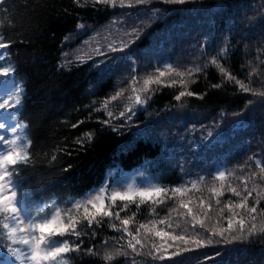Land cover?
<instances>
[{
    "label": "snow or ice",
    "instance_id": "obj_1",
    "mask_svg": "<svg viewBox=\"0 0 264 264\" xmlns=\"http://www.w3.org/2000/svg\"><path fill=\"white\" fill-rule=\"evenodd\" d=\"M195 0H73L78 8H88L94 11L102 9L115 11L121 10L123 20H112L107 28L104 29L103 41L99 39L101 32L96 31L95 36L84 41V48H78L73 52H61V60L57 67L59 70L71 72L73 67L79 69L81 66H89V73L95 80V87L91 91H86L85 95H95L103 87V82L110 79L118 71L130 69L131 78L128 81V89L119 88L114 94H109L102 100L93 101L91 105H85L84 109L89 110L88 119H91L92 112L101 113L107 117L99 120L102 128H107L112 133L124 137L129 134L130 138L126 139L122 149L125 154L133 153L138 150L142 143L159 144L162 143V151L165 158L171 161L170 152L175 149H169L168 143L174 135L171 132V120L180 119V110L188 107L186 98L195 97L204 100L209 91L223 89L226 84H234L239 93L250 94L252 98L247 99L243 108L239 111L231 112V120L228 127L231 128L233 136L237 134V128L243 127L251 130L256 126L258 117L254 109L256 107L264 109V91L252 87L253 77L257 74L264 76V71L258 73L256 67H252L248 73L247 80L237 78L231 71L225 67L230 60L231 55L237 50L236 45L231 44V37L235 35V30L244 29L241 34V40L248 39V33L255 34L257 26L260 27V35L264 37V0L259 5V11L255 5L251 6L249 15L247 9L248 3H236L235 0H218L215 5L216 10L223 13L224 27L220 29L217 23V13L214 12L208 17L209 25L216 26V33L210 27L208 31L199 33L197 37H191L196 41L192 47L199 48L200 57L191 65L183 70L173 67L165 59L156 58V67L154 73L145 77H138L139 61L143 58L144 52L140 47L143 37L158 22L167 19L175 10L176 6H186ZM4 0H0V4ZM246 9L241 18L239 9ZM231 9H237L230 11ZM188 11H191L190 9ZM135 21L133 26H128L127 21ZM119 24L121 27H116ZM93 26L83 22L76 23L75 32L72 35H84ZM114 29V31H113ZM224 32L227 34L224 35ZM72 35H66L61 41V46H66L72 41ZM205 37V42H200L199 36ZM223 35L222 41H217V36ZM216 42L213 45V42ZM16 41L12 37L5 38L0 35V59L10 57L11 49ZM21 43L30 44L31 39L21 40ZM93 43L95 46L93 47ZM157 46L162 47L163 42L157 38L154 42ZM215 47L211 56L208 49ZM248 44L245 43V50ZM259 52L260 50L257 49ZM247 54V51L245 52ZM71 57V58H70ZM204 57H208L200 62ZM215 67L222 77L219 83H212L207 86L204 92H197L191 89V85L198 82L199 76L203 75L207 79L208 70ZM243 67V66H242ZM11 74L19 75V65H13L8 60L6 67H0V76L9 77ZM142 80V85H141ZM10 84L3 93H0V111L4 112V117L0 119V264H70L65 257L70 253L83 254L89 258H95L99 253L93 247H85L84 237H88L89 243L97 236V229L102 228L105 218L108 220V227L120 233L119 237L110 238L118 247L109 249L106 239L101 245L103 248L102 261L107 264H118L117 257L133 256L132 264H137L135 257L142 256L145 264H175L172 259L179 257L184 253H191L201 249H219L215 250L213 256L204 255V261H211L221 258L224 250L229 254L232 253L233 247L242 244H251L259 242L260 254L264 255V207H259L264 203V164L260 159H254L255 153L248 159L254 161L255 167L259 173L250 171L243 177H235L234 172L224 167L223 163L219 166L214 165V181H219V186L215 183L208 188L211 198L215 199L218 208L216 211L211 203H206L201 198L196 205V209L190 205L193 203L189 197L193 190L200 191L198 181H185L176 187H167L162 182H153L151 178L143 180L142 185L135 183L136 177L144 178V171H137L130 180L127 178L111 183L105 179L100 187L92 188L84 193L81 198H69L64 203H72V208L64 211L59 204L61 201L55 193L41 196V202L37 203L31 199V192L24 187L26 174H37L35 164V153L33 152L34 143L29 138V116L25 114L26 101L28 99L22 81L13 79L6 81ZM141 85V86H137ZM180 90L173 97L177 103L166 105L163 111L171 117V120L164 121L167 127L157 135L156 125L159 121L150 119L152 115L146 117L144 121L139 120L140 112H147L148 105L153 101L156 91L162 87L176 88ZM124 103V109L119 111L118 115L112 108L113 104ZM100 107L96 108L95 105ZM79 109H77L78 111ZM160 113L156 112V116ZM220 120H213L210 126L201 124L199 129L195 124L184 129L183 133L178 135L177 145L192 154L194 157L198 154L192 149L198 145L203 146L205 153H212L218 138L223 137L222 121L228 120L229 113L221 109L218 113ZM161 120L163 118L161 117ZM186 122V121H184ZM67 123V122H65ZM85 121H78L71 125V128L77 129ZM183 124L181 123V127ZM220 129V131H216ZM196 131L203 133L200 140L189 139L190 135ZM210 140V137H214ZM95 134L88 132L75 138L72 142L71 149L76 151H85L86 144L94 141ZM264 140V137L261 138ZM187 141L185 148L184 142ZM245 144L250 141L245 140ZM72 150L68 145L63 148H57L56 152L51 155L50 166H55L59 153L66 156H72ZM203 159V157H202ZM173 168L179 167L184 172V162L177 161L172 165ZM72 168L71 164L63 169L68 172ZM243 170V169H242ZM113 171H116L115 169ZM186 174V173H185ZM235 178L243 184V188L237 184L234 186L230 181ZM47 179V176H42ZM204 177H199V182L204 181ZM251 183V187H249ZM190 184L191 188L187 187ZM123 190H119L120 186ZM42 192L43 188L37 185ZM96 192L93 196L91 193ZM225 192H230L238 202L228 201L219 207L222 203L221 197ZM169 193L172 194L169 197ZM255 193V196H253ZM178 199V208L186 211H178L177 216L183 220L185 225L183 231L176 234V231H165L163 227L157 225H166L172 229V217L165 219H152L147 223H140L132 231L129 227L130 222L136 216L121 219V212L129 208V204L151 201L155 204H164L167 199ZM251 199V203H250ZM50 200V203L48 202ZM117 201L124 202V207L119 208ZM38 209L34 214L32 209ZM54 209V211H50ZM82 209V212H81ZM227 209V213L225 212ZM137 211H140L137 204ZM171 211H177L173 209ZM216 212L215 217L212 215ZM119 222V226L116 223ZM226 222V223H225ZM190 225V227H188ZM180 228V223L176 224V229ZM125 237L127 238L125 241ZM159 239V243L155 240ZM124 241V243H121ZM130 250V251H129ZM171 250V251H169ZM245 259L248 256L247 249L240 250ZM127 264V260H125ZM203 264V262H201ZM224 264H231L230 260L224 261ZM249 264H254L249 261Z\"/></svg>",
    "mask_w": 264,
    "mask_h": 264
},
{
    "label": "trees",
    "instance_id": "obj_2",
    "mask_svg": "<svg viewBox=\"0 0 264 264\" xmlns=\"http://www.w3.org/2000/svg\"><path fill=\"white\" fill-rule=\"evenodd\" d=\"M217 2L218 0H195L186 6H176L167 19L158 22L151 28L140 42L144 55L138 62L140 67L136 75L145 77L154 73L156 62L151 60L153 57L165 59L173 67L181 70L196 61L200 57V52L198 47H192L196 41L191 37H197L199 33L208 31L210 27L215 35L216 26L208 23V17L214 12L217 13V23L220 25V29L224 27L223 13L215 8ZM226 2H230V0H226ZM235 2L248 3L247 11L249 15H254L251 12V6L255 5L259 11L262 0H235ZM189 9L191 11H188ZM235 10L237 9L230 11ZM245 10L244 8L239 9L241 18ZM120 16V9L94 11L90 6L78 8L73 0H4V3L0 4V35L5 38L12 37L16 41L15 45L9 49L10 57L4 58L3 61L5 65H8V60H11L13 65H19L18 76L11 74L4 78L9 81L13 79L18 82L22 81L28 97L25 114L29 116V120H25V123L29 124L28 136L34 143L33 152L36 158L37 174H26L27 178L23 182L25 189L31 192V199L37 203L41 202V196L55 193L61 201L59 206L62 210L67 211L72 208V203H64L69 198H81L90 189H98L105 179H109L111 183L122 173L145 168L153 182H162L167 187H176L185 181H198V188L201 190H193L190 196L186 197L193 201L190 207L197 210L196 205L203 198L206 203H211L213 208L218 211L215 199L211 198V194L207 190L214 183L216 186H219L220 183L214 181V165L219 166L223 163L225 168L234 172L235 177L246 176L250 171L259 173L254 161L249 160L248 157L255 153L254 159H260L264 164V140L261 139L264 137V118L258 119L256 126L251 130L243 127L237 128V134L233 136L231 128L228 127L229 120L232 119L230 114L243 108L247 99L252 97L250 94L239 93L234 84H226L223 89L209 91L204 100L195 97L186 98L188 107L180 110V119L171 120V117L163 110L166 105L177 103L173 97L180 88L178 85L176 88L162 87L156 91L152 103L148 105L147 112L142 111L138 114L139 120L136 122L144 121L151 113L149 118L159 121L156 125L157 135H159L167 127L164 121L171 120V132L174 135L168 143V148L175 149L169 153V156L172 157L171 161L165 158L162 143H142L136 152L125 154L122 145L126 139L130 138L129 134L121 137L107 128H102L99 120L107 118L103 112H92L89 120L91 109L85 110L84 106L91 105L93 101L102 100L109 94H114L119 88L128 89L130 93L128 81L131 78V73L128 72L120 77L115 76L116 73L103 82V87L95 95H85L84 93L91 91L96 83L91 78L92 74L89 73L90 65L81 66L79 69L73 67L71 72L59 70L57 67L62 51L69 52L92 32L101 29L111 20ZM77 22H83L93 27L86 34L75 36L72 34L75 32ZM181 24L183 25L181 26ZM260 31V27L257 26L255 34L249 32L248 39L241 40V34L244 32V29L241 28L235 30V35L230 38L231 44L236 45L237 50L231 55L225 67L245 83L248 82L246 78L252 67H256L258 73L264 71V37L260 35ZM226 34L224 32V35ZM66 35H72V41L62 47L61 41ZM164 35L166 36L164 40L160 39ZM28 38L31 39L30 44L21 43V40ZM157 38L163 41L162 47L154 43ZM216 39L222 41L223 35L217 36ZM199 40L203 43L205 37L201 35ZM215 43L214 41L213 45ZM245 43L248 44L247 50H245ZM257 49L260 51L258 52ZM215 50L218 49L209 48V56ZM246 51L247 54H245ZM207 58L204 57L200 62L203 63V60ZM221 79L218 70L212 67L208 70L207 79L200 75L198 82L190 87L193 91L204 92L209 84L219 83ZM252 87L264 91V76L255 75ZM124 103L126 101L112 105L117 115L124 109ZM95 107L99 108L100 105L96 104ZM77 109L79 110L77 111ZM221 109H225L229 113V117L228 120L222 121L224 135L218 138L212 153H205L203 146L198 145L192 149L198 154L194 157L177 145L179 137L175 135L176 133H183L184 129L191 127L192 124H195L197 129L201 124L210 126L211 121L220 120L218 113ZM254 111L258 117H264V109L256 107ZM156 112H159L160 115L156 116ZM82 120L85 121L84 124L77 129L71 128L72 124ZM216 131H220V129ZM88 132L95 134L94 141L90 145L86 144L85 151L72 150L71 146L75 138ZM202 134L200 131H196L190 135L189 139L198 142ZM214 138L215 132L214 137L209 139L213 140ZM245 140L250 143L245 144ZM65 145H68L72 150V156L68 157L64 153H59L55 166H50L48 162L51 161V155L56 152L58 147L63 148ZM184 145L186 148L187 141L184 142ZM181 160L184 162V172H181L179 167H172L173 164ZM68 164H71L72 168L68 172H64L63 169ZM114 169L116 171H113ZM44 175L47 176V179H42ZM200 176L205 178L203 182H199ZM230 182L234 186L239 184L243 188V184L235 178ZM37 185L42 186V192L37 188ZM261 186L264 187V182ZM187 187L191 188V185L188 184ZM249 187H251V183H249ZM171 196L172 194L169 193V197ZM220 199L222 203L219 207H223V204L230 200L238 202V198L230 192H225ZM48 202L50 203V200ZM178 203V199L171 198L167 199L164 204H155L151 201L140 203L137 199L136 203L129 204L128 210L121 212V219L126 216L132 217L133 213H136L129 225L130 229L135 231V227H138L140 223L171 216L172 229L167 228L166 225H157V227H163L165 231L175 230L176 234H179L185 225L183 220L177 216V212L186 210L179 209ZM117 204L119 208L116 210L124 207V202L117 201ZM137 204H139L140 211H137ZM259 207H264V203ZM173 209L177 211H171ZM37 210L36 208L32 209L34 214ZM50 211H54V209H50ZM225 212L227 213V209ZM212 215L215 217L216 212L214 211ZM116 223L119 226V222L116 221ZM177 223H180L179 229H176ZM96 231L97 236L91 243L88 239L91 236L90 232L84 239L85 247L95 245V250L99 255L89 258L83 254L70 253L65 257L70 264H107L102 261L104 250L101 245L108 239L107 247L109 249L118 247L119 244H114L110 238L119 237L120 233L108 227L107 218H105L102 228H98ZM126 239L125 237V241ZM155 242L159 243L160 241L157 238ZM260 247L259 242L237 245L233 247L231 254L224 250V255L221 258L211 261H204V255L213 256L215 250L219 249L196 250L172 259L175 264H201V262L203 264H224L226 260H230L231 264H249V261H253L254 264H264V255L260 254ZM241 249L248 250L247 259L240 251ZM116 259L118 264H125V260H127V264H132L133 256L117 257ZM135 259L137 264H145L144 257L138 256Z\"/></svg>",
    "mask_w": 264,
    "mask_h": 264
},
{
    "label": "rangeland",
    "instance_id": "obj_3",
    "mask_svg": "<svg viewBox=\"0 0 264 264\" xmlns=\"http://www.w3.org/2000/svg\"><path fill=\"white\" fill-rule=\"evenodd\" d=\"M117 19H119V20H123L124 17L120 16V17L115 18L114 20H117ZM111 21H112V20H111ZM111 21H110V22H111ZM110 22L107 23V25L101 27V29H99V31L101 32V36L99 37V39H101V41H103L104 29L108 27V25L110 24ZM134 23H135V21L132 20V19H129V20L127 21V25H128L129 27H130V26H133ZM185 24H186V23H185ZM182 25H183V24H181V26H182ZM116 27H121V25L117 24ZM179 27H180V26H179ZM113 31H114V29H113ZM95 33H96V31H95V32H92L90 35H88L87 37H85L79 45L75 46V47H74L72 50H70L69 52L71 53V52H73L74 50H76V49H78V48H82V47L84 48V51H86L87 49H86V47H84V41H87V40H89L90 37L95 36ZM165 37H166V36L164 35V36H163L162 38H160V39H163V40H164ZM161 41H162V40H161ZM162 42H163V41H162ZM92 46L94 47L95 44L93 43ZM150 56H151V55H150ZM150 56H149V57H150ZM70 58H71V57H70ZM151 60L154 61V62H156V57H153ZM6 66H7V65H5L3 59H0V67H6ZM128 72L130 73V69H123V70H121V71H118L117 74H116L115 76L120 77L121 75H123V74H127ZM6 81H9V80L5 79L3 76H0V93H3L7 87H10V84H6ZM3 117H4V112H3V111H0V119H2ZM141 170L144 171V172L146 173V176H145L144 178L136 177V181H135V183L138 184V185H142L144 179H146V178H150L149 175H148V173H147V170H146L145 168H144V169L134 170V171H131V172H125V173H122V174H121L120 176H118L114 181H117V182H118V181H120V180H122V179H125V178H127L128 180H130L131 177H132L137 171H141ZM107 180L109 181V179H107ZM152 180H153V179H152ZM124 186H126V185L120 186L119 190L122 191L123 188H124ZM91 194H92L93 196H95V195H96V192L93 191Z\"/></svg>",
    "mask_w": 264,
    "mask_h": 264
}]
</instances>
